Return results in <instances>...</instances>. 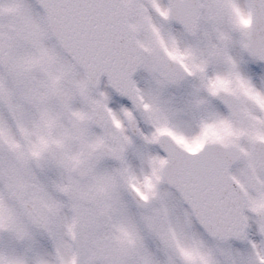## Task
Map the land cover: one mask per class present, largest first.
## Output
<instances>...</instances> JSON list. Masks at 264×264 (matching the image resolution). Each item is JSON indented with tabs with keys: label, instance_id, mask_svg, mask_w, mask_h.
Returning a JSON list of instances; mask_svg holds the SVG:
<instances>
[{
	"label": "snow or ice",
	"instance_id": "1",
	"mask_svg": "<svg viewBox=\"0 0 264 264\" xmlns=\"http://www.w3.org/2000/svg\"><path fill=\"white\" fill-rule=\"evenodd\" d=\"M0 264H264V0H0Z\"/></svg>",
	"mask_w": 264,
	"mask_h": 264
}]
</instances>
